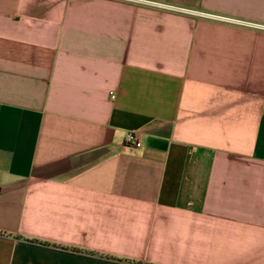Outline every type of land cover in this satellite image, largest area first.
<instances>
[{
    "label": "crops",
    "instance_id": "crops-1",
    "mask_svg": "<svg viewBox=\"0 0 264 264\" xmlns=\"http://www.w3.org/2000/svg\"><path fill=\"white\" fill-rule=\"evenodd\" d=\"M148 263L264 264V0H0V264Z\"/></svg>",
    "mask_w": 264,
    "mask_h": 264
},
{
    "label": "built area",
    "instance_id": "built-area-1",
    "mask_svg": "<svg viewBox=\"0 0 264 264\" xmlns=\"http://www.w3.org/2000/svg\"><path fill=\"white\" fill-rule=\"evenodd\" d=\"M125 142L126 143H130V144H134L136 146L140 145V141L139 138L137 136V133L135 132H127L126 137H125Z\"/></svg>",
    "mask_w": 264,
    "mask_h": 264
},
{
    "label": "trees",
    "instance_id": "trees-1",
    "mask_svg": "<svg viewBox=\"0 0 264 264\" xmlns=\"http://www.w3.org/2000/svg\"><path fill=\"white\" fill-rule=\"evenodd\" d=\"M148 264H153V263H148Z\"/></svg>",
    "mask_w": 264,
    "mask_h": 264
}]
</instances>
